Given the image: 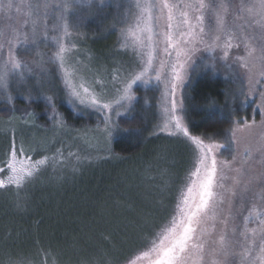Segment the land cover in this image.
Here are the masks:
<instances>
[{"label": "rangeland", "instance_id": "obj_1", "mask_svg": "<svg viewBox=\"0 0 264 264\" xmlns=\"http://www.w3.org/2000/svg\"><path fill=\"white\" fill-rule=\"evenodd\" d=\"M94 1L99 6L103 4L101 0H90V2L89 0H70L73 7L67 13H63L66 20H61L63 10L57 8L56 5L62 3V0H47L51 7L47 10L41 9L38 13L40 21L36 25V43L34 44L32 43L33 25L30 19L35 18L37 13L29 9L28 5L35 4L37 0H0V30L10 31L13 37L18 34L21 40L24 35L28 36L26 44L14 41L16 43L15 53L22 63L28 64L33 69V74L23 82L14 78L7 92L0 91V104H4L5 101L12 104L14 98L24 101L25 104L40 101L47 107L45 110L46 123L53 124L50 128L41 129V131L35 129L32 127L33 124L40 125L43 122L40 117L38 121V117L30 112L29 108L18 109L14 104L10 106L13 112H8L6 116V120L10 121L3 123L11 126L0 128V166H4L3 162L8 158L13 145L17 149L23 146L29 159H26L24 155H19L16 166L26 171L31 169L34 174L27 178L19 189L14 186L0 188V214L6 213L7 215L11 212L17 216H23L22 219H24L29 212L33 211V205L40 204L51 205L56 210L64 207L67 212L74 211V217L77 214L75 208H80L82 217L90 214L89 219L100 220L97 226L103 229L115 227L113 235L108 240L104 236L99 238L87 236L90 245L87 243L85 248L62 250L47 247L51 264H83L84 261H90L91 264H124L123 258L132 252L136 245L139 247L143 240H150L153 233L160 231L158 226L170 223L174 215L178 219L176 214L178 200L186 192L187 185L193 179L190 175L193 170L190 145L182 137L170 136L167 130L161 131L164 125L163 108L166 105L170 107L165 97L164 76L161 81H157L154 76L147 83L138 81L132 88V95L135 99L131 101L130 106L121 107L114 104L111 111L105 110L103 114L87 104L81 105L78 101L68 102L67 90L62 82L60 69L48 59L56 51L53 38L61 40L69 49L65 66L69 72L75 74L74 82L79 84L83 81L93 94L105 102L122 95L123 82L132 74L139 73L144 67L141 58L131 48L122 46L121 31L131 23L127 16L129 0H122L121 5L114 6L116 13L112 14V23L107 27L108 31L104 32L103 27L99 29L100 33L103 31L102 34L113 32L114 39L112 40L114 44L116 43L115 48L108 51L105 57L95 59L88 54L87 48L78 44L83 35L79 32L80 28L75 27V23H78L76 18L85 12L88 16V11ZM104 1L111 2L112 0ZM225 2L231 6L232 14L228 16V21L231 23L235 14L243 15L240 13V6L246 4L248 0H225ZM9 3L13 5L11 9L8 8ZM29 11L33 12L31 18L28 16ZM26 20L29 21L27 25L24 24ZM65 22L68 24L67 35L63 32ZM242 22L237 21V23ZM160 30V28L156 29V31ZM82 38L86 40L87 37ZM253 44L258 48L256 41H253ZM162 47V44L158 45V48ZM245 54L243 45L240 48L231 49L227 60L222 59L223 52L219 48L214 52H208L203 48L196 51L192 56L195 63L188 69L186 82L182 89L177 90L175 99L183 102L182 107L178 103L177 114L182 117L187 126L183 108L184 96L192 79L209 74L228 81L233 89L234 97V100L229 99V101L242 109L244 114L250 110L249 120L244 119L234 123L222 137L223 141L203 139L205 143L225 145L224 148L215 151L218 161H230L235 155L238 166L239 162L247 157L248 162L244 165V169L248 176L260 177L264 173V162L257 148L264 143V76L259 74L260 67L253 68L251 62L248 68L240 66V62L235 57ZM259 54L257 50L256 55ZM4 55L7 56V47L4 49ZM167 59L162 52L157 51L154 65L158 67L162 60L167 62ZM41 68L46 71L42 72ZM165 71L167 72V69ZM250 76L252 77L251 83L249 82ZM117 89H120V92H117ZM49 96L55 100V112L46 99ZM63 104L65 108L73 112L83 110L92 114L95 117L92 127L76 132L78 133L76 136H79L77 138L70 136L64 129L61 117L57 114V108ZM105 116L108 117L107 123H105ZM14 117L21 122H16L20 125L19 127L15 125V120H12ZM137 117H142L144 122L151 117L149 131L156 137L171 138L172 143L153 145L149 153L130 162L121 159L117 161L109 157L111 150L108 146L102 145L105 142L110 144L112 140L118 138L122 129L127 133L125 129L131 127L125 123L130 125ZM245 122L250 127H246ZM151 132L149 135H152ZM233 136L235 143H233ZM79 148L90 152L89 154L82 153ZM245 148L250 151L245 152ZM34 151L40 155H36ZM225 174L229 179L224 183L226 187L231 186V177L235 173L225 170ZM0 179L6 180L7 173H0ZM108 183H112L111 187L104 193L100 203H97L91 198L95 194V189ZM262 190H264V184L253 181L249 185L243 212L239 215H237L239 196L233 198L225 192V203L221 205L222 216L218 217L214 228L211 222L209 224L210 236L207 239L210 247L219 246L218 241L224 230V225L219 221L223 216L228 215L229 199L233 201V215H236V219L229 220L228 229L225 231L226 241L243 242L239 232L243 230L244 217H248L249 229L259 227L258 215H264ZM38 191L45 195L55 193L59 198L67 197L74 201L84 200L86 203H32ZM217 191L224 192L225 190L217 189ZM11 223L14 224L11 229L18 231L20 225L15 222ZM87 225L89 226L88 223ZM232 227L237 228L235 236L231 232ZM123 230L124 234H121ZM26 234L20 236L26 239L33 238V235ZM97 240L112 243L108 244L109 247L106 244L99 245ZM47 242L46 239L42 241L43 244ZM18 243L14 245L17 246ZM18 246L19 248L11 250L14 257L7 252L0 253V264L4 262L8 264L13 259L19 264H27L26 256L37 251L27 243L22 247ZM2 249L0 245V250ZM235 250L240 251L238 246H235ZM218 259H223V257H218ZM228 259L238 261L239 257L230 256ZM30 264L39 263L35 261ZM140 264H149V259L140 261Z\"/></svg>", "mask_w": 264, "mask_h": 264}, {"label": "snow or ice", "instance_id": "obj_2", "mask_svg": "<svg viewBox=\"0 0 264 264\" xmlns=\"http://www.w3.org/2000/svg\"><path fill=\"white\" fill-rule=\"evenodd\" d=\"M90 2V0H89ZM103 3V0H101ZM13 5L8 4L11 9ZM51 5L47 0H37L35 4H29L28 16L33 25L32 43H36V25L40 21L38 15L41 9L47 10ZM61 8V20H66L63 13L73 7L70 0H62L56 5ZM240 13L235 14L233 21L229 23L228 16L232 14L231 6L225 0H129L127 5V16L131 23L121 31L122 46L131 48L143 62V69L132 74L123 82V94L114 97L112 101L105 102L90 91V88L81 81L74 82V73L66 68L67 53L69 49L65 44L56 38V51L48 58L53 64L58 65L62 82L65 85L69 103L81 105L87 104L100 111L102 114L111 111L114 104L124 107L130 106L135 99L132 95V88L138 81L147 83L155 77L161 81L165 77V97L169 106L163 108L164 125L161 131L167 130L170 136L183 138L190 145L192 151L193 178L187 185L186 192L179 198L176 215L170 223L158 226L160 231L153 233L152 238L143 245L147 250H136L130 252L124 259V264H140V261L149 259V264H264V215H258L259 227L249 229L248 217H244L243 230L239 236L240 241H226L225 231L228 229L229 220H235L233 215V201L228 200V215L220 219L224 225L218 247H210L207 237L210 236L209 224L215 227L218 217L222 216L221 205L225 203V192L230 197L239 196L237 215L242 214L249 185L256 181L264 184V173L260 177L248 176L244 169L248 158H243L237 166V157L232 156L231 160H217L215 151L225 147L219 143H205L201 137L192 135L180 115L177 114L178 103L182 107V101L175 99L178 89H182L186 82L188 69L195 63L192 56L196 51L204 50L214 52L217 48L223 52L222 59L227 60L229 51L233 48H240L243 45L245 55L236 56L240 66L260 67V75L264 76V0H248L240 6ZM237 21H243L237 23ZM29 21H24L27 25ZM160 28V31L156 29ZM258 30V32L256 31ZM63 32L68 34V24L63 23ZM47 39V36H45ZM14 41L27 43L28 36L23 39L17 34L13 37L10 31L0 30V91L7 92L11 81L18 78L23 82L33 74V69L26 63H22L15 53L16 43ZM253 41L258 44L254 46ZM162 44V48L158 45ZM200 47H197V46ZM7 47V56L4 49ZM257 50L259 55L257 56ZM157 51L167 57V62L161 61L159 66L154 65ZM167 69V72L165 71ZM250 70V69H249ZM42 72L46 70L41 68ZM252 77H249L251 83ZM259 81H257L258 83ZM120 92V89H117ZM55 112V100L49 96L46 98ZM108 117L105 116V123ZM255 122L253 121V124ZM246 127L250 125L245 122ZM233 143L235 137L233 136ZM245 148V152H249ZM257 151L261 153L264 162V143ZM19 155L25 153L23 146L19 149L13 145L9 151L8 158L0 166V173H7V179H0V188L14 186L19 189L23 182L33 176V170L17 168ZM225 170L235 173L231 177L232 185L226 187L224 181L229 179ZM247 177V179H245ZM223 189L224 192L217 191ZM264 199V190L261 193ZM251 215V213H250ZM233 236L237 228L232 227ZM250 234V237H249ZM238 246L240 251L235 250ZM137 252L139 254H137ZM230 256H238V261H231ZM223 257V259H218ZM9 264H19L17 261H9ZM46 264V262H45ZM83 264H91L84 261Z\"/></svg>", "mask_w": 264, "mask_h": 264}, {"label": "trees", "instance_id": "obj_3", "mask_svg": "<svg viewBox=\"0 0 264 264\" xmlns=\"http://www.w3.org/2000/svg\"><path fill=\"white\" fill-rule=\"evenodd\" d=\"M94 3L95 1L91 4L88 16L86 15V12L77 16L76 19H78V23H75V27H77V29L80 28V34L87 37L86 40H84L82 36L78 44L87 48L88 54L91 57L101 59L106 56L108 51L115 48L116 43L114 44L112 40V38L114 39L113 32L102 34L103 31L100 33L99 29L103 27L104 32L107 30V27L112 23V14L116 13V7L114 6L121 5L120 3H123V1H104L103 4L105 7L103 4L102 7L97 5V2L95 5ZM90 15L92 16L91 18H94L91 19L89 17ZM232 92L233 89L228 81L213 77L209 74L201 76L200 78L192 79V82L185 90L183 107L185 121L192 135L207 140L223 141L222 137L226 132H228L234 123L241 122L244 119H246V121L249 120L250 110H247L244 114L242 109L235 106L236 104L231 102L234 100ZM229 99L231 101H229ZM12 102V104H14L18 109L23 107L29 108V111L38 117V121H40V117L43 122H41L40 125L33 124V128L41 131V129H48L53 125H51V123H46L45 110L47 107L44 103L40 101H33L25 104L24 101H18L16 98H14ZM3 103L4 104H0V128L7 125L3 122L10 121L6 120L7 113L13 112L10 108L12 105L11 103L9 104L6 101ZM9 108L11 109L10 111ZM57 110V114L61 117V121L65 126L64 129L68 131L70 136L76 138L79 137L76 136L78 134H76V132H81L86 128L92 127L95 120V117L92 114H88L83 110H80V112L75 111V113L72 110L65 108L64 104L59 106ZM14 115L17 114L14 113ZM12 120H15V123L20 122L16 117ZM150 121L151 117H148L145 122L142 117H137L130 125L125 123V125L131 127H128L129 129H125L127 133L122 129L118 138L112 140L110 144L105 142L104 145H102L108 146L111 150V155H109V157L115 158L117 161L118 159H121L130 162L141 155L149 153L153 145L158 143H172L171 138L166 137L169 139L167 140L163 139V137H156L153 135L154 133L149 131ZM54 122L55 121H53V123ZM17 123L15 125L19 127L20 125ZM8 126L11 125L9 124ZM54 126L56 127V125ZM149 132H151L152 135H149ZM7 146L8 144L6 147ZM27 146L29 145L27 144ZM79 149L85 154H89L90 152H87L84 148ZM34 153L36 155H40L35 151ZM111 185L112 183H108L99 189H95V194L91 198L96 200L97 203H100L99 201L103 199L104 193L109 190ZM37 193L38 194L33 197L32 203H86L84 200L77 201L76 199V201H74L70 198L68 199L67 197L59 198L55 193H51V195H45V193L39 191ZM32 208L33 211L29 212L24 219H22L23 216H17L11 212L7 215L6 213L0 214V245L4 249L0 250L1 254L3 252H7L14 257L15 255L11 252V250L19 248L18 245L22 247L27 243L33 247V250H37L34 254H28V256H26L27 264L35 261L39 264H45V262L46 264H51L50 256L47 254V247L59 248L62 250H78L85 248L87 243L90 245L87 236L97 238L104 236V238L108 240L111 238V235H113V230H115L114 226H112L111 229H103V227L97 226L100 220H98V222L89 219L90 214H86L82 217L80 208H75L77 214H75L74 217V211L67 212L64 207L56 210L51 205L44 206L36 204L33 205ZM11 222H15L20 225L18 231L11 229L14 225ZM86 226L88 227L87 229ZM24 233L33 235V238L26 239L25 237L20 236ZM121 234H124V230ZM25 239L26 241L23 243ZM45 239L48 242L43 244L42 241ZM147 240L148 239L143 240L139 247L136 245L133 251L142 250L143 245ZM17 242H19L17 246L14 245ZM118 242L115 243L118 244ZM97 243L99 245L106 244L110 247L108 244L112 242L109 241L104 243L103 241L100 242V240H97ZM31 256L33 258H31ZM124 259L125 258H123V260ZM11 261H14V259Z\"/></svg>", "mask_w": 264, "mask_h": 264}]
</instances>
